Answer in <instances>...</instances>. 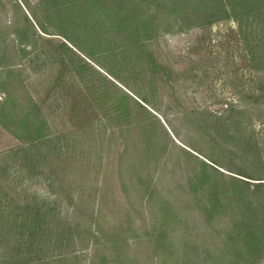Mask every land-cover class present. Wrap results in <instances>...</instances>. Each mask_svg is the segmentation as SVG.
<instances>
[{
    "label": "rangeland",
    "instance_id": "1",
    "mask_svg": "<svg viewBox=\"0 0 264 264\" xmlns=\"http://www.w3.org/2000/svg\"><path fill=\"white\" fill-rule=\"evenodd\" d=\"M55 1L59 7L69 2ZM136 1L146 8L143 16L156 13V33L144 43L163 70L149 81L113 69L135 96L99 66L112 69L105 54L87 58L54 35L59 15L51 3L0 0V110L12 109L7 95L16 112L28 98L49 134L59 137L54 153L38 148L45 156L36 168L42 175L32 176L14 169L11 151L21 143L0 122V264H205L207 255L217 259L220 229L238 218L229 203L224 214L213 212L210 224L201 217L207 180L224 188L230 176L264 183V92L257 91L264 73L250 70L243 33L230 19L178 29L173 15L156 6L167 0ZM30 11L47 28L34 27L36 39L24 19ZM76 69L95 83H102L98 76L107 79L113 86L107 85L108 101L127 104L130 117L98 121ZM135 103L151 116H137ZM147 133L152 146L146 155ZM59 185L65 190L58 194ZM44 195L57 220L33 225L21 205ZM67 224L77 230L72 241ZM161 233L165 248L154 242Z\"/></svg>",
    "mask_w": 264,
    "mask_h": 264
},
{
    "label": "trees",
    "instance_id": "2",
    "mask_svg": "<svg viewBox=\"0 0 264 264\" xmlns=\"http://www.w3.org/2000/svg\"><path fill=\"white\" fill-rule=\"evenodd\" d=\"M44 1L51 3L53 10L59 15L56 16L59 23L53 27L54 35L67 41L87 58H92L93 54L98 52L105 54L104 59H111L112 69L99 66L117 82L123 81L113 71L115 68L117 71H126L129 77L134 75L137 80H143L145 77L150 81V76L153 77L162 72L163 68L155 62L146 50L144 43L151 40L156 33L157 24L153 23L154 17H156L155 11L148 12L143 16L146 8H143L136 0H69L64 7H59L60 3L55 0ZM156 6L165 8L168 14L173 15L172 23L176 24L178 29L189 26H207L222 20H232L237 25L239 32L243 33L245 54L250 63V70L264 73V0H167L161 2L160 5L156 4ZM62 10L63 12L60 13ZM29 14V17L24 15L26 28H28L30 36L36 39L40 36L34 27L44 33L47 28L33 12L30 11ZM114 40L118 42L116 43ZM18 41L20 46H25L20 37H18ZM66 50L70 52L68 48ZM19 52L24 53L23 48ZM85 65L87 66V64ZM79 74L80 72L76 69L75 75L81 82L85 96L99 112L97 113L100 117L98 121L104 119L117 121L123 120L125 116L126 118L130 117L127 104L120 105L118 101H108L107 85L113 86L107 79L98 76L102 79V83L99 81L95 83L93 76L89 79V76ZM144 82L146 83V81ZM122 84L136 96L134 89L128 87L127 83L123 82ZM114 89L116 88L114 87ZM257 91L261 96L264 92L263 83L257 85ZM123 99L129 98L124 96ZM139 99L142 103L148 102L145 97ZM7 101L11 102L12 109H7L5 112L0 110V122L2 124L3 121V126L7 124L9 128H12V135L21 143L11 151L10 160L18 162L14 169L32 176H35L34 174L42 175L36 168L40 161L45 160V156L38 151V148L45 147L47 155L54 153L58 148L59 137L49 134L45 118L39 117V110L30 99L27 98L26 104L19 107L18 112L15 111L17 105L10 100L8 95ZM103 105L105 108H102ZM135 105L138 109L137 116L150 115L142 105L138 103ZM142 135H144L143 149L147 155L151 149L150 145L152 146L150 142L152 133ZM51 136L53 138H50ZM52 141L56 143L48 147ZM10 160L7 165L8 169ZM13 162L15 164L16 161ZM201 165L205 166L202 162ZM51 173L48 172V175ZM218 175L222 176L219 173ZM236 175L252 179L243 173L237 172ZM205 176L210 179L209 174ZM45 180H47L48 187H51V184L53 186L54 181L49 180L48 176H45ZM139 182L143 187L148 184L146 179ZM226 184L228 187L224 188L217 181L210 184L207 180L208 187L205 190L207 204H204L201 217H204L210 224L213 212L218 209L224 214L229 203V207L233 205V213L238 218L230 222L229 229L224 228L220 229L219 233L217 232L218 236H223L224 239H218L221 246L218 247L217 259L207 255L205 264H264V183H248L230 176ZM194 186L193 190L202 188L201 185ZM64 190L59 185L56 192L59 194ZM52 192V196H56L54 191ZM49 198L51 197L45 196L39 199L38 203L32 200V206L27 201L21 205L23 212L32 214L31 224H42L45 219L58 216L57 213H54L53 207H50L51 204L44 202ZM36 230H41V227ZM66 231L69 235L77 232L75 226L70 227L69 224H67ZM63 234L61 230L57 233L59 241ZM215 235L217 236V234ZM72 238L73 236L70 235L68 239L72 241ZM164 241L165 234L162 233L158 234L154 240L158 248H165ZM183 247L187 248L186 245ZM72 259L75 257L72 256ZM62 261V258L57 260V262Z\"/></svg>",
    "mask_w": 264,
    "mask_h": 264
}]
</instances>
